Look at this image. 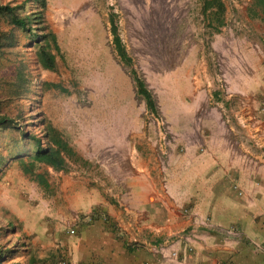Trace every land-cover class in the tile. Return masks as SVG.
<instances>
[{"label":"rangeland","instance_id":"obj_1","mask_svg":"<svg viewBox=\"0 0 264 264\" xmlns=\"http://www.w3.org/2000/svg\"><path fill=\"white\" fill-rule=\"evenodd\" d=\"M221 1L224 25L215 31V21L209 24L212 19L202 14V0H45L44 26L58 47L51 50L56 71L37 64V52L44 46L41 39L1 26L0 31L12 33L16 42L0 49V116H8L18 127L0 128V248L6 252L0 264H25L31 257L39 264H70L67 250L79 237L78 226L85 216L69 211L68 219V205L80 202L79 197L68 198V176L88 179L94 189L102 182L111 186L124 182L127 150L122 155L102 153L98 160L87 162L73 148L77 156L68 157L63 170L35 164L33 172L42 179L24 173L21 162L29 167L37 148L33 138L46 147V125L69 146L72 140L83 146L102 140L99 125L110 124L100 108L116 109L122 116L127 113L123 124L144 126V137L151 138L159 161L158 145L172 139L160 112L161 99L171 101L168 94L176 96L184 81L191 84L198 79L220 100L225 89L222 60L232 58L220 50L251 45L258 51L256 45L264 44V21L249 14L251 0ZM8 3H26L22 15L40 11L28 0H0ZM111 15L130 67L115 52ZM45 32L35 30L39 35ZM130 68L153 94L158 117L149 114L135 94ZM105 197L116 201L111 193ZM63 207L66 217L60 212ZM74 219L75 233L70 235Z\"/></svg>","mask_w":264,"mask_h":264},{"label":"crops","instance_id":"obj_2","mask_svg":"<svg viewBox=\"0 0 264 264\" xmlns=\"http://www.w3.org/2000/svg\"><path fill=\"white\" fill-rule=\"evenodd\" d=\"M256 46L220 50L232 57L222 60L220 100L198 79L161 99L172 135L158 145L161 160L142 124L104 106L102 140L70 142L87 162L129 155L124 182L94 189L68 176V198H80L68 219L85 216L70 264H264V44Z\"/></svg>","mask_w":264,"mask_h":264},{"label":"trees","instance_id":"obj_3","mask_svg":"<svg viewBox=\"0 0 264 264\" xmlns=\"http://www.w3.org/2000/svg\"><path fill=\"white\" fill-rule=\"evenodd\" d=\"M33 4L37 5L40 11L35 10L31 14L22 15L21 11L25 9L26 3L22 4H0V29L2 25H9L13 30H20L24 32L30 38L41 39L40 43H44V46L40 47L37 52V64L43 69L48 71H56L57 63L52 49L57 50V43L54 34L47 32V27L44 26L43 10L45 8V0H28ZM225 12V6L221 0H202V14L206 16V19L210 17L209 24L214 20L216 26L214 28L217 31L224 25L223 13ZM250 15H257L264 21V0H251L248 9ZM214 18V19H213ZM209 20V19H208ZM110 32L113 36V44L115 52L125 67L131 66V59L127 55L124 47L122 46L121 40L117 33V28L114 22V16L111 15L109 18ZM43 25V28L40 26ZM35 30L39 32L46 31L44 34H35ZM15 38L12 33L0 31V49L12 48L15 44ZM129 74L134 83L135 94L140 97L145 105L146 110L149 114L158 117L159 109L157 102L146 86L145 81L138 75V73L130 68ZM12 119L8 116H0V128L17 129V125H13ZM43 137L46 141V147H40L41 143L39 139L33 138L36 142L37 148L34 155L30 158L29 167L21 162L22 170L24 173L34 175L35 178H41L40 175H35L33 167L35 164H44L51 167L55 171L63 170L67 165L68 157L77 156L76 151L69 146L68 142L65 141L61 134L52 126L46 125L43 131ZM42 179V178H41ZM11 225V224H10ZM0 248V263L4 260V254ZM9 253V252H8ZM25 264H39L35 258H29Z\"/></svg>","mask_w":264,"mask_h":264},{"label":"built area","instance_id":"obj_4","mask_svg":"<svg viewBox=\"0 0 264 264\" xmlns=\"http://www.w3.org/2000/svg\"><path fill=\"white\" fill-rule=\"evenodd\" d=\"M75 222H77V220L74 219V221H73L74 224L72 226H70L69 229H68V233L70 235H73L75 233V226H76ZM62 264H66V263H62Z\"/></svg>","mask_w":264,"mask_h":264}]
</instances>
